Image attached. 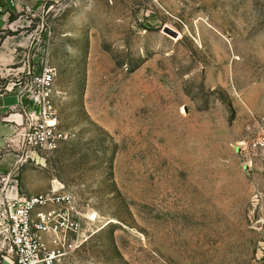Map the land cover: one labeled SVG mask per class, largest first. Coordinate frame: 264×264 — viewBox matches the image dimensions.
Returning a JSON list of instances; mask_svg holds the SVG:
<instances>
[{"label": "rangeland", "instance_id": "374dc122", "mask_svg": "<svg viewBox=\"0 0 264 264\" xmlns=\"http://www.w3.org/2000/svg\"><path fill=\"white\" fill-rule=\"evenodd\" d=\"M45 67L67 138L0 196L76 197L63 264H264V0H44L0 25L1 92Z\"/></svg>", "mask_w": 264, "mask_h": 264}, {"label": "built area", "instance_id": "2783aa9c", "mask_svg": "<svg viewBox=\"0 0 264 264\" xmlns=\"http://www.w3.org/2000/svg\"><path fill=\"white\" fill-rule=\"evenodd\" d=\"M21 0L0 4L8 15ZM44 1V0H42ZM33 8L26 4L25 11ZM55 72L45 67L25 88L29 101L18 145L49 153L67 138L57 127L51 100ZM264 145V144H262ZM84 215L76 197L62 186L44 195L7 198L0 201V247L11 264H63L88 241Z\"/></svg>", "mask_w": 264, "mask_h": 264}, {"label": "crops", "instance_id": "0c3cea01", "mask_svg": "<svg viewBox=\"0 0 264 264\" xmlns=\"http://www.w3.org/2000/svg\"><path fill=\"white\" fill-rule=\"evenodd\" d=\"M2 6H6V0H0ZM28 4L32 8H41L42 0H21L18 6L13 9L8 15H0V25L7 22L11 13H17L25 10V5ZM25 89L10 90L1 92L0 90V173L8 175V184L13 181V171L11 167L15 164V149H22L18 142L20 141L19 134L22 132L25 125V109L30 105L26 98ZM17 198L14 193H6L0 196V201L7 198ZM21 196H18V198ZM0 264H11L10 259L2 253L0 248Z\"/></svg>", "mask_w": 264, "mask_h": 264}]
</instances>
